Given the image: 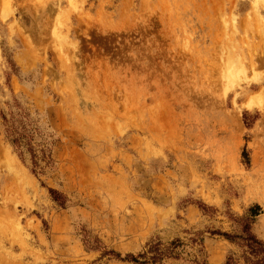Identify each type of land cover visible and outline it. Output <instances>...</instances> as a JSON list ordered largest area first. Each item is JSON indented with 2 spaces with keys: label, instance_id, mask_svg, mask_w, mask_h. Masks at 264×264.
Masks as SVG:
<instances>
[{
  "label": "rangeland",
  "instance_id": "374dc122",
  "mask_svg": "<svg viewBox=\"0 0 264 264\" xmlns=\"http://www.w3.org/2000/svg\"><path fill=\"white\" fill-rule=\"evenodd\" d=\"M0 16V264H134L106 253L177 240L161 264H223L239 250L218 234L256 205L264 241V0H0Z\"/></svg>",
  "mask_w": 264,
  "mask_h": 264
},
{
  "label": "trees",
  "instance_id": "16d2710c",
  "mask_svg": "<svg viewBox=\"0 0 264 264\" xmlns=\"http://www.w3.org/2000/svg\"><path fill=\"white\" fill-rule=\"evenodd\" d=\"M4 127L5 137L11 146L17 151L19 157L24 160L25 155L29 156L32 165V173L44 172L49 163V158L45 152L42 150L40 151V154L36 153L31 148L27 136L23 132L17 130L13 123L5 124ZM49 193L52 199L58 203V196H56L57 192L50 189ZM259 211L260 208L257 205L249 209V215L252 217L250 219L251 221H249V219L244 221L240 235L230 236L225 233L218 234L225 238L229 243L234 244L239 250L238 255L229 253L223 264H264V241L258 239L251 231L252 220L259 214ZM180 247H182V243L177 240L172 242L164 252H153L152 256L142 253L138 256L128 254L124 258H120V254L113 251L107 252L106 255L114 256L116 259L134 264H161L165 259H176L178 256L176 249ZM194 264L209 263L205 261H194Z\"/></svg>",
  "mask_w": 264,
  "mask_h": 264
},
{
  "label": "bare ground",
  "instance_id": "6f19581e",
  "mask_svg": "<svg viewBox=\"0 0 264 264\" xmlns=\"http://www.w3.org/2000/svg\"><path fill=\"white\" fill-rule=\"evenodd\" d=\"M4 13V12H3ZM3 15V14H2ZM1 17V16H0ZM235 63V62H234ZM239 66V65H238ZM227 71V70H226ZM229 72V71H228Z\"/></svg>",
  "mask_w": 264,
  "mask_h": 264
}]
</instances>
